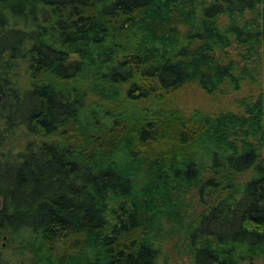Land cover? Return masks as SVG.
Segmentation results:
<instances>
[{
  "label": "trees",
  "instance_id": "trees-1",
  "mask_svg": "<svg viewBox=\"0 0 264 264\" xmlns=\"http://www.w3.org/2000/svg\"><path fill=\"white\" fill-rule=\"evenodd\" d=\"M263 150L264 0H0V264L262 259Z\"/></svg>",
  "mask_w": 264,
  "mask_h": 264
},
{
  "label": "rangeland",
  "instance_id": "rangeland-1",
  "mask_svg": "<svg viewBox=\"0 0 264 264\" xmlns=\"http://www.w3.org/2000/svg\"><path fill=\"white\" fill-rule=\"evenodd\" d=\"M240 91H241L240 94L229 92L226 95H224V99L213 101L210 98L203 96L202 93H200L195 88L186 87L184 90L174 95L172 103L175 106V108L184 111L185 113H189L192 110H199L207 114H212L220 111H232L234 110V105H233L234 100L244 96V93L246 91L245 87H241ZM261 153L262 156H264V150ZM150 185L151 187L153 186L156 188L151 192L152 196L161 194V191H164L165 189V186L159 184V182H157L156 184L155 182L152 181L150 182ZM166 193L168 192L166 191ZM184 203H185L184 205L185 211L183 213L186 212L189 215L191 213L193 217H195L197 215L196 213L199 210V205H200L197 202V198L195 197V194L190 192L189 194L184 196ZM174 242H175L174 239H170L168 241H165L164 239V241L163 240L161 241L163 248L172 250V252H169L168 255L169 257L168 260L165 262V264H189L187 257L181 254V252L178 253L179 250L178 247L175 248V250L171 249V243ZM0 246L2 249H4L5 254H12L13 246H5L2 243ZM241 264H264V257L252 263H241Z\"/></svg>",
  "mask_w": 264,
  "mask_h": 264
}]
</instances>
